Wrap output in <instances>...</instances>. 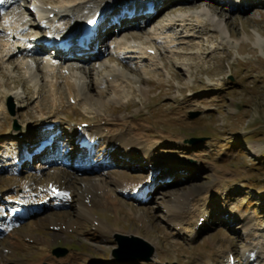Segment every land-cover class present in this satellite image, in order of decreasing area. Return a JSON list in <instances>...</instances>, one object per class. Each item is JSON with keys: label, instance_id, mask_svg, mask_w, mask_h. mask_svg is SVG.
Instances as JSON below:
<instances>
[{"label": "rangeland", "instance_id": "obj_1", "mask_svg": "<svg viewBox=\"0 0 264 264\" xmlns=\"http://www.w3.org/2000/svg\"><path fill=\"white\" fill-rule=\"evenodd\" d=\"M5 1L7 13L17 12L18 16L23 15L20 8L33 2ZM96 1L80 0V5ZM250 1L248 6L243 4L244 10L233 12L224 10L222 4L213 0H167L152 8L150 11L155 14L145 16L146 23L138 17L127 31L139 34L141 44L147 43L146 48L153 50L154 62L141 63L112 53L110 47L119 38L124 36L127 43L134 42V38H128L124 32L117 37L115 29L119 32L120 27L116 26L126 19L119 16L120 11L114 15L101 12L102 21L107 16L115 25L107 27L100 52L94 54L97 60L90 69H74V58L67 59L63 53L56 60L47 56L79 79L82 90L77 96L66 86L67 72L60 69V74L44 76L39 66L47 57L37 55L34 49L25 48L29 52L24 55L3 59L4 63H0V210L5 216L0 218V251L5 254H0V263L14 264L20 260L37 263L45 253L57 258L74 253L80 261L86 260V264H206L207 261L227 264L231 255L235 264H243L245 232L241 220L230 225L225 210L232 209L250 218L248 243L257 247L251 261L264 264V49L258 50L251 44L255 35L264 41V3ZM53 3L39 0L35 6L55 8ZM123 4V0L114 1L109 9L116 11ZM188 5L206 10L221 23L223 32L208 19L195 22L192 15L181 28H175L178 31H170L173 43L170 49L161 44V38L144 40L167 16L188 11L185 8ZM23 19L25 25H30L23 32L24 38L42 34V29L33 26L37 22L32 16ZM3 38H7L5 28L0 31V42ZM170 52L176 55L170 57ZM65 59L68 62L62 64ZM21 62L32 63L36 68L27 74L20 68ZM78 62L85 63V59ZM120 72L125 80L112 91L108 75ZM95 80L100 81L99 91L90 88ZM114 119L125 126L143 125L142 130L148 131L143 144L149 146L143 151L130 149L128 155L117 157V151L106 149L101 140L95 139L88 152L77 151L69 127L79 124L81 128L82 124L87 129L99 120L102 125ZM194 139L199 141L193 143ZM24 149L30 154L25 153L18 160L16 156ZM190 164L197 168L195 176ZM161 170L162 175L156 178ZM115 179L151 180L152 185L148 192L139 186L143 198L137 200L132 191L121 195L113 184ZM88 180L103 183L110 196H118L117 211L114 205L92 211L115 231L101 238L89 222H84L76 232H54L45 218L68 214L70 208L66 199H51L45 194L49 188L46 183L55 181L71 188H83ZM22 183L29 185L35 199L42 198L47 204L42 212L28 219L10 212L18 205L11 203V197L21 191ZM195 190L197 193L188 202L190 210L211 215L208 228L200 233L185 222L178 226L167 223L164 209L173 196L182 197ZM210 201L211 205L207 206ZM36 218L41 221L30 228ZM131 231L135 233L130 234ZM115 233L142 238L155 248L157 257L152 263L126 262L117 260L122 258L119 253L117 259L110 260V251L117 248ZM10 245L11 252L7 251Z\"/></svg>", "mask_w": 264, "mask_h": 264}, {"label": "bare ground", "instance_id": "obj_2", "mask_svg": "<svg viewBox=\"0 0 264 264\" xmlns=\"http://www.w3.org/2000/svg\"><path fill=\"white\" fill-rule=\"evenodd\" d=\"M51 1L54 2L53 4L55 5L54 6L55 8L50 7V8L37 9V11L33 12V11H30L29 9L30 4H29V5H26L27 7L24 6L23 8H20L21 14H23V15L19 14L20 17L18 15H15V13L17 12L7 13L6 1L3 3L2 7H4V12L1 16L2 25L5 26V31L10 32L11 37L6 36L7 37L6 39L5 38L1 39L0 63H4L3 59L5 58L9 59V57L11 58L14 55H24L25 53L29 52V50H26L25 48H28V49L30 48L34 50L36 49L35 44L37 41H39L40 36L34 35L31 38H24L23 32L30 28L29 24L25 25L26 21L23 19L24 16H31L33 13L36 14L40 12L43 18L39 19L40 21L38 22L39 24H42V25L44 23L45 29L49 28L51 32L55 30L57 31V35H60L61 33H65V35H67L69 31H72L71 34L76 35L74 36L72 40L68 41V39H65L63 40V43L61 42L60 39H56L57 41L54 40L55 42H61L62 45L69 44L71 47L72 45L71 43H76V39L82 38L80 33H76L75 31L77 29L80 30L81 29L80 27L84 25V23L88 21L94 22V20L98 21L97 25L100 30L99 40L101 43L107 27L109 25L110 26L115 25L114 23H112V21L110 22L107 19L108 18L107 16H105L104 18L106 19L102 21L101 20L102 13L112 12L111 15H114V12H119V11H120L118 13L119 16H125L126 19L119 21L118 25L116 26L117 28L120 27L117 37L120 35V33L124 32V34H126L125 36H127L128 38L130 39L134 38L133 39L134 42H129V43L125 42V40H123L124 39V36H123L118 39L117 43L115 44L113 43L112 45L110 44L111 47L110 46L109 47L112 50V53L118 57H121V58L123 57L124 59H127L128 61L136 60L137 62L141 63V61L143 60H148V62H154L153 61L154 53H151L149 49L146 48L145 44L147 43L141 44L140 35L137 33L131 34V32H127L128 29H131L128 27H131L132 23L135 22V20H137L138 17H140L138 12H135V11H132L129 13L125 12L124 10L126 9L125 7L127 6V4H123L116 11H112V9L110 10L109 8H113L114 6L113 2L114 1L117 2L119 0H98L91 5H85V6L80 5V0H51ZM166 1L167 0H148V3H147L148 7L143 10L144 11L151 10L152 8L156 6H161V4H164ZM38 2L39 0H33L31 5L35 6L38 4ZM245 3H246V6H248L252 3V1L239 0L237 2V4L242 5V6H245L243 5ZM185 8H187L188 11L184 13L179 12L176 15H172V16H167L166 19L163 20L160 25H158L159 28H157L154 33H149L150 34L149 36H145L144 40L147 39L146 41L150 42L154 38L158 40H160L161 38V40H163L161 44H164L166 49H170L173 44L170 39L171 37L170 31L172 32L178 31V29L176 30L175 28L179 26L181 28L184 25L185 19L187 17H191L192 15L195 16V20H194L195 22H198L200 19L202 20L208 19L210 23L214 26V28L218 29L220 32H223L221 23L219 21L212 19L206 10L198 9L196 5H188V7L186 6ZM50 15H53L55 19L56 17H61V18H59L60 20H56V23H53L54 19H49V20L46 19ZM189 19H192V18H189ZM6 21L7 23H5ZM105 22H107L108 24H105ZM124 28H127V29H124ZM160 36H163V37H160ZM10 38H12L11 39L12 41H8V39ZM47 40L50 42L51 39L50 38L42 39V41H47ZM78 44L80 45V43ZM251 44L254 47H256L258 50H261L262 48L264 49V41L259 35L254 36ZM74 46L75 45H73L72 47ZM36 51L37 50H35V53ZM99 52L100 50L97 51L95 55ZM77 53L81 55H85V56L90 54L86 46L85 48L81 49ZM175 55L176 53L170 52V57H173ZM57 57L58 56L55 55L56 59ZM63 57H67V59H73V58L75 59V55L72 54V51H69L67 54L63 55ZM94 57H95L94 61L97 60V56H94ZM67 59H65L62 62V64L67 63L68 62ZM83 65L86 66V63H82L81 67ZM20 68H22L27 74H29L36 67L32 63L21 62ZM62 68L63 67L58 66L57 62H53V61L51 62L48 58H45L43 60V63L39 66V70L43 72L45 77L53 76V75L55 76L57 75V73L60 74V71H61L60 69ZM66 72L68 73L67 76H69L68 77L69 80L66 82V86L68 90H72V92H75L76 94L75 96H77L78 94L81 93V90H82L81 86L79 85L80 81L78 78L73 76V74L70 75L68 70ZM108 77H110V82L113 85L111 87L112 91H116V88H118L121 85V83L123 84V80H125V76L122 75L121 72L118 75L114 73L109 74ZM99 83H100L99 80H95V83H93V86H91V83H90V88H93L99 91L98 89ZM51 87H54V84H52ZM17 97L18 99H21L19 96ZM185 101L187 100L185 99ZM113 104L116 105V103H113ZM100 124L101 123L99 120L92 127L88 125L87 127L89 128L87 129L80 128L78 124V125H75V127L73 128L69 127L68 131L74 142L88 141L90 144H93V140L94 141H97L95 139L101 140L102 146H105L106 149L117 151V157L119 156L123 157L125 155H128V150L130 149L143 151L144 149L147 148V146H149L148 144L147 145L143 144V141H144L143 137L147 135L148 131H143L142 130L143 125L141 124L133 123V125L131 126H125V124L118 119H114L111 122L105 121L102 125ZM79 133L81 134L79 135ZM25 150L26 149H24L23 151L24 153L22 152L18 154V156H16L18 160L25 156ZM82 153H85V152H80V154ZM98 158H101V155ZM188 166L191 167V170H193L192 171L193 176H195L196 175L195 170L197 168L193 166L192 164ZM79 167L80 166L78 165L77 168ZM161 172L162 170L160 171V173L158 174V177L156 178H159L162 175ZM151 182H152L151 180L149 181H126V180L123 181L122 180L120 181L118 179L117 180L115 179L113 184L115 185L117 191L121 195L123 194L125 195L127 194V192L132 191L134 192V195L132 196H134L135 199L137 200H141V198H143V194L141 191L138 190V187L144 186L145 188L147 187L149 189L151 186ZM48 183L49 182L46 183V186ZM87 183L88 185L83 186V188L81 187L71 188L67 184L61 185L60 183H56L54 181L52 183V187L59 190V195L57 197L53 196L51 190H47L44 188L45 189L44 192L48 197H50L51 199H54V198L66 199V202H65L66 206L70 208V212H68V214L64 213L56 217L54 216V218H45V220L48 222V225L51 227V229L54 230V232H58V233H68L70 231L76 232L78 230V227L82 225L84 222H89L91 226L93 227V230L96 231L100 235L101 238H105V235L115 231V228L112 227V225L107 223L105 220H101L98 216L94 215L92 211L96 208L104 209L107 207H111L112 205H114L115 210L117 211L115 202L119 201L118 196L117 198H116V195L110 196L109 192L105 190L103 183H96L93 180H88ZM22 184L23 185L21 186V191L19 193H15L11 197V203L14 205L17 202L18 205L16 204L17 207L11 209L10 212L15 213L20 219L21 218L28 219V218H31V216H33L34 214L40 211L42 212L46 208L47 204L42 200V198L38 200V199H35L34 195L30 194V187L27 183H22ZM148 189H146L147 192L150 191ZM197 191L198 190L187 192L186 194H183L182 197L181 195H175V196L172 195L173 197L170 198V201L164 204V209L167 214V223L178 226V225H181L183 222H185V223H188L194 226L198 233L204 232L206 228H208L211 215L201 212L199 210H194V211L190 210L189 205H188V202L193 198V195H195ZM41 202L42 204L40 207L39 205ZM210 205H211V201L207 203V206H210ZM1 211L3 210H0V218L5 216L4 213ZM32 212H34V214H32ZM225 213L227 214V219L229 220L230 225L237 222L238 220H241L243 222L242 230L243 232H245V243H246L242 251L246 258L243 261V264H254L251 261V259L256 254L255 251L257 247L253 248L254 246L252 247V245L248 243L250 239L249 234H248V231L250 230V226H251L250 218L238 210L229 209V210H225ZM38 218L34 219V221L32 220L33 222L30 223L31 224L29 226L30 228L38 225V223L41 221ZM142 221H143V218H142ZM13 225H14L13 223L10 224V230L13 229ZM131 233L134 234L135 232L131 231L130 234ZM30 239L33 240V238H30ZM34 241H37V240L34 238ZM41 241H43V239ZM211 245H213V243H211ZM98 246L103 248L101 244ZM12 250L13 248L10 245L7 251L11 252ZM0 254L4 255L5 253L4 251H0ZM188 258H191V257H188ZM229 259L230 260H228L227 264H232L233 261L235 262L234 257L233 259L232 257H230ZM207 262L206 264H208ZM42 263L44 264H86V260L80 261V258L77 257V255L74 253H68V255H66L63 258H57V257L52 256L51 254L45 253V256L42 259H40L37 263H33V262L31 263L30 261H27V260L26 261L20 260V261H17V263L14 262V264H42ZM0 264H6V262L2 261ZM199 264H205V263L201 262Z\"/></svg>", "mask_w": 264, "mask_h": 264}, {"label": "water", "instance_id": "obj_3", "mask_svg": "<svg viewBox=\"0 0 264 264\" xmlns=\"http://www.w3.org/2000/svg\"><path fill=\"white\" fill-rule=\"evenodd\" d=\"M199 140H192L193 143ZM113 239L117 245V248L112 249L109 253V259H117V255L122 258H118V261H143V262H153L156 257L154 247L143 240L140 237L134 235H119L114 234Z\"/></svg>", "mask_w": 264, "mask_h": 264}, {"label": "snow or ice", "instance_id": "obj_4", "mask_svg": "<svg viewBox=\"0 0 264 264\" xmlns=\"http://www.w3.org/2000/svg\"><path fill=\"white\" fill-rule=\"evenodd\" d=\"M4 2L5 0H0V4H3ZM5 23H7V21Z\"/></svg>", "mask_w": 264, "mask_h": 264}]
</instances>
